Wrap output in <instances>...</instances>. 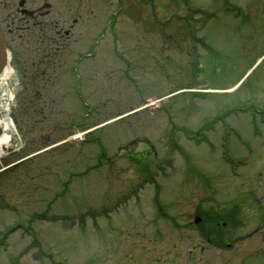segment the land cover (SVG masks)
<instances>
[{"label": "rangeland", "instance_id": "obj_1", "mask_svg": "<svg viewBox=\"0 0 264 264\" xmlns=\"http://www.w3.org/2000/svg\"><path fill=\"white\" fill-rule=\"evenodd\" d=\"M56 1L69 2L60 14L95 15L92 40L78 46L94 54L75 59L80 78L60 79L59 111L71 115L43 137L70 140L0 173V264H264V220L254 213L264 194L253 189L264 177V127L251 114L264 96V0H227L242 9L231 13L222 0H159L164 41L140 36L136 68L125 47L136 42L114 31L124 28L114 24L119 0ZM201 6L217 13L201 12L196 44L185 13ZM14 83L0 87V103ZM222 112L229 127L211 122ZM18 133L0 167L26 155ZM196 209L207 211L205 226L191 223Z\"/></svg>", "mask_w": 264, "mask_h": 264}, {"label": "flooded vegetation", "instance_id": "obj_2", "mask_svg": "<svg viewBox=\"0 0 264 264\" xmlns=\"http://www.w3.org/2000/svg\"><path fill=\"white\" fill-rule=\"evenodd\" d=\"M52 11V5L45 0H0V29L5 41L8 43L28 35L38 36L41 40L43 35H49L40 52L41 59L44 66L51 65L55 69L62 61L64 45L72 35L73 24L53 19ZM254 213H257L256 220H264V207Z\"/></svg>", "mask_w": 264, "mask_h": 264}, {"label": "bare ground", "instance_id": "obj_3", "mask_svg": "<svg viewBox=\"0 0 264 264\" xmlns=\"http://www.w3.org/2000/svg\"><path fill=\"white\" fill-rule=\"evenodd\" d=\"M77 135H76V137H77ZM9 142H10V135L3 134L0 136V147L6 148L9 144Z\"/></svg>", "mask_w": 264, "mask_h": 264}, {"label": "water", "instance_id": "obj_4", "mask_svg": "<svg viewBox=\"0 0 264 264\" xmlns=\"http://www.w3.org/2000/svg\"><path fill=\"white\" fill-rule=\"evenodd\" d=\"M1 48H2V44H1V34H0V51H1Z\"/></svg>", "mask_w": 264, "mask_h": 264}]
</instances>
